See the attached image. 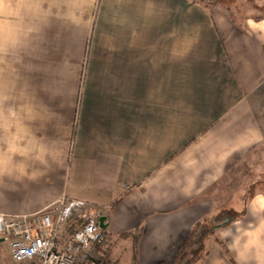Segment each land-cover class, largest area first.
I'll return each mask as SVG.
<instances>
[{
	"label": "crops",
	"instance_id": "crops-1",
	"mask_svg": "<svg viewBox=\"0 0 264 264\" xmlns=\"http://www.w3.org/2000/svg\"><path fill=\"white\" fill-rule=\"evenodd\" d=\"M227 1L0 0V214L85 202L103 263L177 264L223 213L200 264H264V0Z\"/></svg>",
	"mask_w": 264,
	"mask_h": 264
},
{
	"label": "built area",
	"instance_id": "built-area-1",
	"mask_svg": "<svg viewBox=\"0 0 264 264\" xmlns=\"http://www.w3.org/2000/svg\"><path fill=\"white\" fill-rule=\"evenodd\" d=\"M103 214L90 204L62 197L33 214H0V240L13 264H96L107 243Z\"/></svg>",
	"mask_w": 264,
	"mask_h": 264
},
{
	"label": "rangeland",
	"instance_id": "rangeland-1",
	"mask_svg": "<svg viewBox=\"0 0 264 264\" xmlns=\"http://www.w3.org/2000/svg\"><path fill=\"white\" fill-rule=\"evenodd\" d=\"M218 1H221V0H218ZM223 1H226V0H223ZM231 2L232 1L228 0L225 3H227V4L230 3L231 4ZM241 5L242 4L240 3V7H241ZM252 159L253 158H250V161ZM254 159L258 161V163L256 165H248V163H245L243 166L239 167L238 170H236V172H237V173L235 172L236 174L233 173V174H235L234 175V179L236 180L235 182H237V185L235 186L234 191H233L236 194L235 203L237 204V206L244 204V208H245V203L250 198L249 197L250 193H255L257 191L264 190V154L262 152H260L258 154V156L255 157ZM258 175L261 177L260 181H257V176ZM243 195H245V196H243ZM242 197H244V198H242ZM227 214L233 215L235 213L229 212ZM236 215L238 216L239 214L236 213ZM219 217H221V218H218L217 222H215V223H213V222H209L208 224L206 223V227H207V230L209 231V235L205 239L209 238V236L211 235L212 231H213L212 235L215 233V231L212 229L214 226H217V225H220V224L223 223L224 214L223 213L220 214ZM199 247H200V245L198 246V244H197L193 248L194 249H198ZM202 253L203 252H201V254L196 258V260L192 259V261L195 260L194 261L195 264H200V260L198 258L200 256H203ZM119 255L122 256V260L119 263L120 264H126L127 263V261H126L127 255L125 253H123V252L119 253ZM101 260L102 259H100L96 264H107L105 262L103 263Z\"/></svg>",
	"mask_w": 264,
	"mask_h": 264
},
{
	"label": "trees",
	"instance_id": "trees-1",
	"mask_svg": "<svg viewBox=\"0 0 264 264\" xmlns=\"http://www.w3.org/2000/svg\"><path fill=\"white\" fill-rule=\"evenodd\" d=\"M228 217L229 216H227L226 218L224 217V221ZM208 235H209V231L207 230L206 225H202V224L197 225V227L192 231V234L189 237V239L186 241L184 247L182 248L177 264H195L194 261L196 260V258L201 254V252L204 251V241L206 240L205 238ZM197 244L198 246L200 245V247L198 249H194L193 247L196 246ZM185 256L189 257L187 261H184ZM202 258L203 256H200L198 259L201 260ZM192 259L195 260L192 261Z\"/></svg>",
	"mask_w": 264,
	"mask_h": 264
},
{
	"label": "water",
	"instance_id": "water-1",
	"mask_svg": "<svg viewBox=\"0 0 264 264\" xmlns=\"http://www.w3.org/2000/svg\"><path fill=\"white\" fill-rule=\"evenodd\" d=\"M105 221H106V217H101L100 218V226L103 228V229H107V225L105 224ZM231 222V219H227L225 222H223L222 224L220 225H217V226H214L213 227V230H217V229H220L226 225H228L229 223Z\"/></svg>",
	"mask_w": 264,
	"mask_h": 264
}]
</instances>
